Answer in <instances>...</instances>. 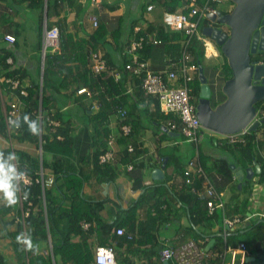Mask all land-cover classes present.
I'll return each instance as SVG.
<instances>
[{
    "label": "trees",
    "instance_id": "obj_1",
    "mask_svg": "<svg viewBox=\"0 0 264 264\" xmlns=\"http://www.w3.org/2000/svg\"><path fill=\"white\" fill-rule=\"evenodd\" d=\"M19 1H27L36 8L39 14V32L42 33L44 30L46 17L48 28L57 25L60 29V49L47 53L43 80L41 78L42 69L40 67L38 74L35 77H31V83L27 85L28 95L22 97V102L24 104L23 119L21 120L20 129L16 133L19 141H32L37 150H39L40 139L42 141L43 150L48 147L54 148L49 167L56 176V183L51 187L43 189L39 182L34 181L31 185L22 186L21 188V193L24 194V196L25 193H27L24 203L31 202L34 207L33 211L38 207V212L35 213L30 211L29 216L25 218L24 225L26 235L28 233L27 225H30V227H33L35 230L34 239H38L39 237L46 238L47 232L52 229V226L56 229L58 225L66 227L67 233L60 236L61 244H57V242L54 241L53 249L55 258L59 255L63 257L62 260L58 261L62 264H94L92 262L93 254L87 241V238L92 235L100 236V244L103 246H112L114 242H116L119 247H121L123 243H128L126 244L128 252L132 245L138 242L137 237L140 239L145 237L146 232L143 233V231L140 230L144 228L143 224H167L171 221L172 217L175 218L176 215L177 217L184 216L185 213L190 218V225L182 233L177 245L191 239L198 241V238L205 236L206 233L203 232L199 226L202 224L205 228L209 227V229H212L215 224H218L217 221L220 216L222 217V213L218 212L216 209L213 214H209L205 200L198 198L195 194L185 193L186 191L183 187H180V185L183 184L184 170L180 175V180L174 185L176 187L179 185V190L173 186H168L169 189L166 187L168 185L166 184V176L161 180V185H158L157 182L152 185L143 184L144 178L140 176L138 179L139 183H135L134 187L145 189V192L130 208L129 216L119 223H109L99 216L95 218L94 213L91 212L90 209H87L92 207V203L81 195L86 177L83 173L84 166L77 161L74 148L78 120L73 118L74 116L72 114L74 113L72 111L62 110L64 104H77L76 108L78 109L79 117L81 114L79 123L87 127L89 125L92 126V133L90 134L92 155L87 157V159L92 162V165L95 167V172H98L97 170L101 167V164H99V155L108 148L107 139L112 132L109 122L118 108L122 107L127 111V115L122 122L130 123L133 128H138V130L143 129L140 124L141 120L144 122L143 118H147V123H151L155 125L157 129L163 131L162 126H166L167 121L173 117L160 110L157 98L146 95L144 90H141L142 88H138L142 84L143 77L133 75L126 68L127 63H133L136 53L139 55L140 60L146 61L149 64L147 57L156 45L146 44L143 48H138L137 50H132L131 48L134 42H138L142 36H147L150 31L141 27V30L136 34L134 32V26L138 20H134L129 28L130 33L127 38H122L124 31L116 30L110 32L103 23H100L93 31L82 35L81 31H83L82 25L84 23V16L89 9L91 0ZM183 2L184 0H172V3L166 4L167 10L175 11ZM45 10L47 12L46 17ZM69 10L75 11L76 13V18L73 22L68 21ZM200 22V25H203L206 21L202 19ZM157 34L165 47L166 54L172 57H174L175 54H178L179 57L181 56L178 50H180V52L182 51L183 42L188 39L183 32L168 31L164 24H162L158 28ZM42 41L38 44L39 50L42 49ZM188 50L192 52L197 62L200 61L201 58L206 57L205 44L200 41L197 36L191 37ZM99 51L103 54L102 57L106 61V67L104 71L95 74L92 71V65L94 64L93 55ZM220 52L223 54L221 50ZM113 53L116 54V57L112 56ZM14 55L15 50L8 52L6 48L0 47V78L2 79V83H5L7 78L18 79L23 82L25 78L31 76L28 69L21 67L16 68L8 64V58ZM224 62L231 73L229 76V78H231L233 72L226 57ZM84 84L90 87L91 97L78 100L77 90ZM191 86L193 89L192 94L198 95L201 87L199 78H196V81L192 82ZM17 92L19 93V91ZM51 95L53 96L52 100H50ZM44 100H47V105H43ZM140 102L143 106L139 105ZM151 103H153L155 110L150 108ZM144 106L145 108H143ZM47 108L54 112L53 117L60 122V125L54 130L48 125L46 119L43 118L42 133L33 134L29 130V125L28 122L25 121V116H27L28 121H37V115L40 110L42 109L44 112ZM134 130L135 129H133L129 140L135 144L136 151L133 153H129L127 150L121 152V163L134 164V168L144 169L148 163L153 162V160L149 156V161L140 159L146 150L145 148H140ZM257 131L248 135L245 145L230 144L228 140H226V144L223 143V149L230 154L225 155V157L213 156L211 158V165L216 169L217 173L225 177L234 178L238 185L239 181L234 177V172L230 164L232 162L239 164V160L241 161L247 156H249L251 160L258 161L256 151L257 139L255 136ZM181 134L180 132V135ZM60 135L63 137L62 139H58ZM126 140L127 138L121 137L119 143L124 144ZM212 144H215L214 139H212ZM197 150V156L193 159L196 163L204 165L203 160L207 158L208 154L200 149V142L197 146ZM16 154L18 164L17 172H26L34 180L39 176L41 167H43V169L46 167L47 160L44 155H42L41 160L40 155L35 152L22 150L17 151ZM170 164L171 158L167 161L166 168H168ZM110 165L105 164L104 167L108 168ZM260 168V172H256V175L259 176V183H263L264 167L261 165ZM252 181L253 178L251 180H246L250 193L245 196L242 203L239 206L231 207L229 212L227 210V202H225V210L223 213L230 215V217L247 215V206L252 192ZM236 190L238 191L237 195H239L243 193L244 186L241 190H239L238 187ZM170 192L173 193L181 207L178 214H176L172 206L167 210L162 209V205L167 202V194ZM68 195L73 196L71 200L72 205L64 207L63 199L68 197ZM146 198L152 202V209L149 212L150 216H148V219L142 221L138 218L137 211ZM82 221L90 222L91 226L87 230L83 229L81 226ZM94 222L98 224L95 229L92 227ZM116 224L119 225L116 226ZM122 224H128L130 227L127 231L128 234L131 235L130 238L127 235L117 234L116 228L120 227ZM136 227L140 235L134 237V234L131 232H134ZM85 231L89 234H86ZM238 233L239 230L231 233L228 238L234 239ZM71 235L79 236L80 241L74 242L70 239ZM34 239L32 241L37 251V254H35L37 256L36 258H32L28 254L25 256L26 251L33 249V247L31 249L28 247L23 248L24 256L23 259H21L22 264H28V262L29 264H55L53 260L54 256L50 254L42 255L41 252L37 250ZM236 244H238V242L235 243V245ZM214 247H216V245H214L213 248ZM124 253L120 255L123 256ZM27 259L29 261H27ZM116 259L118 264L125 263V260L119 257H116ZM0 264H6L1 255Z\"/></svg>",
    "mask_w": 264,
    "mask_h": 264
},
{
    "label": "crops",
    "instance_id": "obj_2",
    "mask_svg": "<svg viewBox=\"0 0 264 264\" xmlns=\"http://www.w3.org/2000/svg\"><path fill=\"white\" fill-rule=\"evenodd\" d=\"M168 3H172V0H149L148 3L143 6V12L142 14H140V18L143 19V24H140L141 19L139 18L138 22L134 26V32L137 34L141 30L140 29L139 31H136L135 27L137 26H142L143 29L145 28L150 32H157L158 28L163 24V14L167 10L166 4ZM151 4L154 5V8L153 10L148 11L147 7ZM99 5H101L102 11H100V8H97L95 14L88 13L89 10L86 12L84 16V23L82 25L83 31H81V34L85 35L86 33H89L94 30V27L90 21L91 16H97L100 19V22L106 25L110 32H114L116 30L124 31V27L121 24V22L123 21V8L117 4V0H103ZM178 8L176 10H178ZM144 11L150 14L146 16ZM75 18V11L69 10L68 21L73 22ZM205 21V23L208 22L207 20ZM38 24L39 14L36 8L32 6L29 2L19 0H0V47L6 48L8 52L15 50V55L10 56V58L12 59V63L10 65L16 68H25L30 71L31 76L29 78H25L23 81V84L25 85H30L31 77H35L38 74L40 67L42 69V49L39 50L38 44L40 41H42L43 32H39ZM128 30L126 32L124 31L122 38H127L128 34L130 33V30ZM6 34L14 35L16 37V41L8 42L5 39ZM153 53L154 49L148 55V61L152 59ZM262 57H264V54ZM171 62L173 63L177 61L175 59H172ZM204 71L208 78V84L212 89L213 106H216L223 102L226 98V95L222 91L221 86H224L226 80L229 78L231 73L224 61H222L218 66H208L204 68ZM2 88L7 103L12 101V99L15 98V92L12 93L10 88H8L6 84H2ZM138 88L141 89V86H139ZM52 99L53 96L51 95L50 100ZM83 99L84 96H78V100ZM47 100L43 101V105L48 104ZM141 102L139 103V105L143 106ZM76 107L77 104L67 103L62 106V110L72 111L74 113L72 114L74 116L73 118L78 120L74 148L77 161H79L80 164L84 166L83 173L86 177V180L81 190V195L86 200L92 203V207L87 209H90V211L94 213L95 218L96 216H99L109 223H119L121 220L129 216L130 208L135 202L138 201V199L141 198L142 194L145 192V189H141L140 187H134L135 183H139L138 179L140 178V176L144 178L143 184L152 185L157 182L158 185H161V181L155 180L153 178V170L161 168L165 157H168V160L169 158H171V161L172 157L170 155H163L160 153V146L157 145V140L161 141L162 139L157 137L156 134L152 136H147L146 132L148 131V128L145 127L146 123L142 122L141 120L140 124L143 129L138 130V128H133L135 129L134 133L137 137L138 142H140L143 145V149L145 148L146 150L142 154L141 159L149 161V156L151 157L153 162H149L148 165L143 169V171L136 172L137 168H134L132 171H128L126 169L125 164L121 163L120 154L121 152L125 151L123 147L124 145H122V148L117 149V159L113 163H110L111 165L106 164L110 165L108 166V168H105V165H100L101 167L99 170H97L98 172H95V167L92 165V162L87 159V157H90V155H92L90 147V134L92 133V126L89 125L87 127L79 123L81 114L79 117V112ZM143 108H145V106ZM150 108L152 110H155L153 103L150 104ZM50 110H48V108L45 109V113ZM145 119L147 120V118ZM109 124L111 127V131L117 133V131L119 130V125L116 112L113 118L110 119ZM259 130L260 131H258V134L256 136L258 137L256 142L258 161L251 160V158L247 156L241 161L239 160V164H236L234 162L231 163L236 164L238 166H242V168L244 169L252 167L255 170V174L252 177V192L249 197V203L247 206L248 212L246 215L251 216V219L249 221H246L244 225L240 227L238 233L240 234L248 232L249 234H252V244L250 245L247 241L239 239L237 236L234 239L228 238L227 244L229 246H236L237 244L235 245V243L239 241H244L247 243V246L249 248V254H247L245 258L246 264H264V220L260 218L259 215V213L264 210V182L259 183V176L256 175L257 167L260 168L261 165L264 167V126H260ZM167 135L170 137H175L174 135ZM212 139L215 140V144H212L214 146L212 149H222V154L217 156L225 157V155L230 154L223 149V143L226 144L225 139H220L218 135H216V138L214 136ZM198 144H196V148ZM34 146L35 145L32 141H19L16 134L12 136V141H10L5 126L4 111L0 99V152L3 153V159L14 165V163L17 162V159L9 160V156L10 154H15L16 156L17 151L25 150L27 152H35L39 155V150H37ZM53 151L54 148L52 147H48L47 149L45 148L43 150V155L47 160V164L44 169L46 175L54 174L52 169L49 167V163L52 160ZM185 166L186 164H183L178 168L177 171L175 170L174 172L171 171L172 166H168L169 168H165L164 171L165 176L167 178L166 184H168L166 187L168 189V186L176 187L174 185L177 184L178 180H180V175L184 170ZM146 168L150 169V171H147ZM251 179L245 178V183L243 185L244 192L239 195L235 194L234 190L230 191V187H233V185H231V182L235 180L234 178H229V180L227 181H225L224 179H219V182L221 183V186H223V189H219L217 186L216 188L219 191L223 190L221 192L225 193L224 199L225 202H227L226 205L227 210L229 212L231 207L239 206L242 203V200H244L245 196L247 194L249 195L250 191L246 180ZM182 185H180V187H183V189L185 190L184 186ZM176 188L177 190H179V185ZM72 198V195H68V197H65L63 199V206H71ZM147 199L148 198L145 199V201L142 203V205L137 211L138 218H140L142 221H146L148 219V216H150L149 212L152 209V202ZM24 201L20 198V193L18 191L17 203L14 205H9L4 197V193L0 191V255L4 258L6 264H22L21 259H23L24 256L23 248L27 247V245L23 244V239H30L33 247V249L26 251L25 256L26 254H28L32 258H36L37 256L35 255L37 254V251L34 248V244L32 241L34 239L35 230L33 229V227H30V225H27L28 233L26 235L24 225L26 217L23 220V214L25 210L30 207L31 211H33L34 207L30 206V202L24 203ZM171 206L176 211V214H178L181 207L172 192L167 194V202L162 205V209L167 210ZM217 210L218 212L222 213V217L220 216L219 220L217 221L218 224H215L212 229L210 228L211 230L209 229V227L205 228L201 224L199 227L203 232L206 233V235L198 238L197 241L199 245L206 248L207 244L211 241V239L214 236H217L216 238L218 242H216V249L212 252L211 257L209 259L210 264H221L222 259L219 260L217 258V253H222L225 249L223 239L219 238L220 230L217 227L218 225L222 224L224 214L222 208H218ZM33 212H38V207H36ZM226 216L230 217V215ZM84 222L87 221H82V223ZM117 225L119 224H116V226ZM189 225L190 218L186 213L184 214V216L177 217L176 215L175 218L172 217L171 221L167 224H143L144 228L140 230L143 231V233L146 232L145 237L142 239L137 237L138 242H135L132 247L128 250V252L126 247V244L128 243H123V245L119 247L118 243L114 242V245H112V247L114 248L116 257L125 260L124 264H164L161 261L160 257L162 249L179 246L181 243L179 245H177V243L181 238L182 233L189 227ZM81 226L83 229L87 230L91 226V224H89L87 227L83 226V224H81ZM97 226L98 224H96L95 222L92 224V227L94 229ZM120 227H124L127 231L130 229L128 224H122ZM66 233V227L58 225L56 229L52 226V229L47 232L46 238L39 237L38 239H34V242L37 245V250L40 251L42 255L50 254L51 256H54V241L57 242V244H61L60 236ZM85 233L89 234L87 231H85ZM131 233L134 234V237L140 235V232L137 227L135 228L134 232ZM18 236L22 237V239L19 241L17 240ZM99 237L100 236L92 235L87 238L88 244L93 254V263L95 250L97 246L101 245ZM70 239L74 242L80 241L79 236L71 235ZM122 253H124L123 256L120 255ZM227 258H229L227 260H231V255L228 254ZM62 259L63 257L59 255L56 258L54 256L53 260L56 264L60 263L58 261ZM241 259L242 255L239 254L236 258V261L239 263ZM169 264H175V261L171 260L169 261Z\"/></svg>",
    "mask_w": 264,
    "mask_h": 264
},
{
    "label": "built area",
    "instance_id": "obj_3",
    "mask_svg": "<svg viewBox=\"0 0 264 264\" xmlns=\"http://www.w3.org/2000/svg\"><path fill=\"white\" fill-rule=\"evenodd\" d=\"M102 1L103 0H91V4L99 5ZM220 1L221 0H184L180 9L174 12L164 13L163 22L165 27H167L170 31H181L188 38L185 41L184 51L180 59L174 63L171 69L159 72L154 71L150 68L148 62L139 59V55L137 53L134 55L133 63H127L126 65V68L133 75L143 77L141 87L145 94L156 97L159 101L160 110L173 116L167 122L168 130L170 132H181L189 141L195 142L196 144H198L200 137H203V134L200 135L199 130L205 127L201 123L197 114L196 104L192 101L190 83L194 80L195 75L198 72V64L194 60L192 53L188 50V47L191 37L195 35H198V39L204 42L207 49L211 46L208 38L203 34H200L198 28L200 21L207 18L209 13L217 14L218 9L215 5ZM153 8V5L148 6L149 11ZM90 21L94 28L98 27L101 23L97 16H91ZM140 29L141 27H137L135 30L139 31ZM5 39L8 42L16 41V37L11 34H6ZM146 44L159 45L162 44V41L158 37L157 32H150L147 36H142L138 42H134L131 49H141ZM49 48L52 51L60 49V29L57 25L48 28L45 23L42 41V57L44 63ZM102 55L103 54L100 51L93 55L94 64L92 65V71L95 74L105 70L106 61ZM7 62L11 64L12 59L8 58ZM2 84H6L12 93L15 92V98L8 103L4 97ZM17 91H19V93ZM77 94L81 97L84 96V99L90 98V87L85 84L82 85L77 90ZM27 95V85L23 84L20 80L7 78L5 83H2V79L0 80V99L4 111L6 130L10 141H12V136L20 129L21 120L23 119L24 114L22 97ZM117 112L121 120H123L127 115L126 109L122 107L118 108ZM53 116L54 112L52 110L47 113H45V111L43 112L42 109L40 110L37 115V121H35L38 126L37 129L39 134L42 133L43 118L46 119L48 125H50L54 130L60 125V122L54 119ZM262 120H264V100L259 102L253 122L257 121L260 125ZM120 132L121 136H129L132 132L131 125H121ZM250 133L251 131L247 127L240 132L232 134H219V137L220 139L228 140L230 144H245L246 136ZM62 138L63 137L61 135L58 136V139ZM116 143L117 136L114 133L110 134L108 138L109 149L99 156V162L101 164L114 160V147L116 146ZM40 146H42L41 139ZM128 150L131 152L135 151L134 144L129 142ZM14 165L17 167V162H15ZM132 168L133 165L128 166V169ZM23 173V179L17 181L20 198L23 201L26 200V197L21 193L22 186H29L35 181L39 182L42 188L45 189L46 187H51L56 181L55 175H46L43 167H41L40 174L35 180L26 172ZM183 186L188 194H195L198 198L206 201L209 214H213L218 208L225 210L224 193L217 190L203 166L196 163L194 159L190 160L185 166ZM29 204L32 206L31 202ZM30 211V207L25 210L23 220L25 217L29 216ZM259 215L262 219H264V210L259 213ZM250 217L251 216H236L230 218L226 215L224 216L222 236H224L225 250L222 253H217V255L222 259L221 264H246L245 258L246 255L249 254L247 244L245 242H240L236 247H233L228 246L226 242L227 237L231 233L238 231V229H240V227L244 225V222L249 220ZM82 224L87 227L91 223L84 222ZM116 232L118 235H127L129 238L131 237L124 227L116 228ZM228 254L231 255V260H227ZM239 254L242 255V259L238 263L236 258ZM210 256L211 252L209 250L202 247L198 242L192 239L176 248L163 249L161 253V261L164 263L168 260L174 259L175 264H206V259ZM27 261L29 260L27 259ZM94 261L95 264H118L116 254L112 246H97Z\"/></svg>",
    "mask_w": 264,
    "mask_h": 264
},
{
    "label": "water",
    "instance_id": "obj_4",
    "mask_svg": "<svg viewBox=\"0 0 264 264\" xmlns=\"http://www.w3.org/2000/svg\"><path fill=\"white\" fill-rule=\"evenodd\" d=\"M232 1L235 7L231 11L226 13L218 10L217 14L207 15L210 22L229 27V33L222 27L213 25L204 26L202 30L203 34L211 37L221 47L233 72L223 86L225 101L214 108L210 99L212 90L207 83L204 67L200 64L199 77L202 86L197 114L204 127L221 134L236 133L247 127L256 114V103L264 100V0ZM46 13L45 10V17ZM43 76L44 61L42 80ZM258 125L259 122H255L250 129L256 130ZM162 129L171 135H179L168 131L165 126ZM167 161L168 157H165L162 167L153 170L155 180L165 178ZM230 167L239 180V189H242L245 178L251 179L255 174L252 167L244 169L236 164H230ZM256 170L260 172L259 167ZM215 241V238L211 239L206 249L209 250Z\"/></svg>",
    "mask_w": 264,
    "mask_h": 264
},
{
    "label": "rangeland",
    "instance_id": "obj_5",
    "mask_svg": "<svg viewBox=\"0 0 264 264\" xmlns=\"http://www.w3.org/2000/svg\"><path fill=\"white\" fill-rule=\"evenodd\" d=\"M148 1L149 0H117V4L123 8L122 9L123 10L122 12L123 21L121 22V24L124 27V31H127L131 27L132 21L138 20L141 17L140 14H142L143 12V6L147 4ZM234 7H235V3L232 0H221L220 2L216 4V8L218 10L226 12V13L228 11H231ZM97 8H100V11H102L101 5L99 6H95L93 4L90 5L88 9L89 10L88 13L95 14L97 11ZM144 13L146 16L150 14L146 11H144ZM140 19H141L140 20V24H141L143 19L142 18ZM137 27H142V26H137ZM137 27H135V29ZM219 48L220 47L218 46V49ZM211 51H212V48H209L208 52L210 53ZM48 52H52L50 48L48 49L47 53ZM178 53L179 54L181 53L182 55L183 48L181 52L180 50H178ZM112 56L116 57V54L113 53ZM178 57H179L178 54H175L174 57L167 55L166 52L164 51V45L159 44L154 47L153 57L149 61V65H150V68L153 70H161V71L167 70L172 65L171 60L172 59L179 60L181 56L179 58ZM41 58H42V54H41ZM224 60H225V57L222 54V55H219V57L201 58L200 61L202 62L204 68H206L211 65L218 66ZM221 89L223 91V86H221ZM5 93H6V90H5ZM143 121L144 123H146L145 127L148 128V131L146 132L147 136H152L156 134L157 137L162 139L161 141L157 140L158 141L157 145L160 146L161 154L170 155L172 157L171 164L169 165V167L172 166L171 168L172 172H174L175 170L177 171L180 166H182L183 164H187L190 160H193L192 158L197 156L196 143L189 141L184 134H181L175 137H170L167 135L168 133H164L161 130L157 129L151 123H147V120L145 118H143ZM199 133L200 135L203 134V137H200L199 135L200 149L203 152L208 154L207 158L203 160V163H204L203 167L205 171L207 172V174L209 175L215 187L217 186L219 189H223V186H221L219 179H224L225 181H227L229 180V178L217 173L216 169L211 165V158L213 156L222 154L221 148H216V150L212 149L214 147L212 145V138L214 136L216 138V134L212 131H209L206 128H201L199 130ZM140 171H143V169L142 170L141 168L136 169V172H140ZM147 171H150V169H147ZM231 185H233V187L232 186L230 187V191L234 190L235 194H238V191L236 190L238 187L236 181L233 180V182H231ZM237 237L239 239L247 241L250 245L252 244V234H249L248 232L240 233L237 235Z\"/></svg>",
    "mask_w": 264,
    "mask_h": 264
},
{
    "label": "clouds",
    "instance_id": "obj_6",
    "mask_svg": "<svg viewBox=\"0 0 264 264\" xmlns=\"http://www.w3.org/2000/svg\"><path fill=\"white\" fill-rule=\"evenodd\" d=\"M152 5V4H151ZM154 6V5H153ZM180 8H181V6H180ZM180 8H178V9H180ZM147 10H148V8H147ZM153 10V9H152ZM149 11V10H148ZM176 11V10H175ZM165 12H174V11H168V10H166ZM164 12V13H165ZM163 17H164V14H163ZM204 20H207L208 22L207 23H205V24H203V25H200V23H199V28H198V30H199V33L200 34H203V32H202V30H203V27L204 26H209V25H214V26H218V27H222L226 32H230V29H227V28H229V27H227L226 25H222V24H219V25H217V24H214V23H212V22H210L209 21V19L208 18H205ZM47 22V17L45 18V23ZM163 24H164V22H163ZM54 26V25H53ZM52 26V27H53ZM165 26V25H164ZM166 30H168V31H170L167 27H166ZM205 37H207L208 38V40L210 41V43H211V46L209 47V48H212V51L209 53L208 52V50H209V48L207 49V46L205 45V56L206 57H219V55H222L221 54V52H220V50H221V47L211 38V37H209V36H207V35H205V34H203ZM195 36H197V38H198V35H195ZM201 41V40H200ZM204 43V42H203ZM218 46L220 47L219 49H218ZM184 47H185V41H184V45H183V51H184ZM51 50V49H50ZM52 51V50H51ZM190 51V50H189ZM222 51V50H221ZM223 52V51H222ZM190 53H192V52H190ZM224 54V53H223ZM47 55V54H46ZM193 55V54H192ZM194 56V55H193ZM226 57V56H225ZM194 60L196 61V59H195V57H194ZM262 60H264V58H262ZM176 61H178V60H176ZM45 62H46V60H45ZM42 63H43V57H42ZM174 63H176V62H173L172 63V65H171V67L174 65ZM196 63L198 64V72H197V74L195 75V78H194V80L192 81V82H195L196 81V78H199V80H200V77H199V70H200V64H202V62L201 61H196ZM9 64V63H8ZM203 65V64H202ZM171 67L169 68V69H171ZM204 67V66H203ZM44 68H45V63H44ZM169 69H167V70H169ZM163 71H165V70H163ZM159 72V71H158ZM204 73H205V71H204ZM206 75V74H205ZM207 77V76H206ZM230 79V78H229ZM228 80V79H227ZM226 80V81H227ZM191 82V83H192ZM200 82H201V80H200ZM23 83V82H22ZM191 83H190V87H191V96H192V101H194L195 102V104H196V107H197V103H198V98H199V93H198V95H193L192 94V92H193V89H192V86H191ZM207 83H208V78H207ZM202 84V83H201ZM210 86V85H209ZM142 88V87H141ZM211 88V87H210ZM200 89H201V87H200ZM143 90V89H142ZM200 92V91H199ZM145 93V92H144ZM148 96H151V95H148ZM152 97H154V96H152ZM154 98H156V97H154ZM196 99V100H195ZM226 99V98H225ZM225 101V100H224ZM260 101H263V100H260ZM260 101H258L257 103H256V111H257V106H258V104H259V102ZM222 103V102H221ZM213 106V105H212ZM217 106V105H216ZM216 106H213L214 108L216 107ZM116 114H117V118H118V125H119V130L117 131V133H114V132H111L110 134H112V133H114L116 136H117V143H116V146L114 147L115 148V158H114V160H112V161H110V162H108V163H105V164H110V163H113L116 159H117V149H119V148H122V145H124L123 147H124V149L125 150H127L129 153H133V152H135L136 151V146H135V144L132 142V141H130L129 140V137L131 136V134H132V132H133V127H132V125L130 124V123H124V122H122V120L120 119V117L118 116V112H117V110H116ZM256 115V114H255ZM255 119V116H254V118L252 119V121L249 123V125L247 126L248 127V129L251 131V133H253V132H255V131H260L259 130V128H260V126H263V124H264V121L262 120L261 121V123H260V125H258L257 126V128H256V130H251L250 129V127L255 123V122H257V121H255V122H253V120ZM25 121L26 122H28V125H29V130L33 133V134H38L39 133V131H38V129H37V125H36V122L35 121H28V118H27V116H25ZM120 122H121V125H123V124H129V125H131V127H132V132H131V134L129 135V136H127V137H124V136H121V132H120V129H121V125H120ZM168 122V121H167ZM6 126V125H5ZM166 128H168V126H167V123H166V126H165ZM247 127H245V128H247ZM206 128V127H205ZM244 128V129H245ZM206 129H208V128H206ZM209 131H212V130H210V129H208ZM243 130V129H242ZM163 131H164V129H163ZM169 131V130H168ZM258 131H257V133L255 134V136H257V134H258ZM212 132H214L216 135H218L219 136V134H221V133H218V132H215V131H212ZM240 132V131H239ZM165 133H167V132H165ZM175 133H179V135H180V132H175ZM250 133V134H251ZM109 134V135H110ZM168 134H170L169 132H168ZM249 134V135H250ZM171 135V134H170ZM14 136V135H13ZM121 137H124V138H127V140H126V142L124 143V144H120L119 143V139L121 138ZM247 137L248 136H246V143H247ZM109 138V137H108ZM256 139H258V137H256ZM107 142H108V139H107ZM129 142L130 143H132V144H134V146H135V151H133V152H131V151H129L128 150V144H129ZM138 142V141H137ZM139 143V145H140V148H142L143 149V145L140 143V142H138ZM245 143V144H246ZM245 144H242V145H245ZM109 149V144H108V148H107V150ZM40 150H41V152H40ZM105 152V151H104ZM41 153V154H40ZM103 153V152H102ZM101 153V154H102ZM39 155H40V157H41V159H42V155H43V149H42V146H40L39 145ZM100 156V155H99ZM12 159H16V156H15V154H10V156H9V160H12ZM140 159H141V157H140ZM164 161V160H163ZM99 164H101L100 162H99ZM105 164H101V165H105ZM198 164H201V163H198ZM129 165H133V168L132 169H128V166ZM187 165V164H186ZM202 165V164H201ZM125 166H126V169L128 170V171H132L133 169H134V164H125ZM203 166V165H202ZM162 167V166H161ZM204 168V167H203ZM184 169H185V167H184ZM23 177H24V173L23 172H17V167L15 166V165H13V164H11V163H9L8 161H5L4 159H3V153L2 152H0V191H2L3 193H4V197H5V199L7 200V203L9 204V205H14V204H16L17 203V192H18V187H17V184H16V182L17 181H19V180H21V179H23ZM55 178H56V176H55ZM159 181H161V180H159ZM55 183H56V181H55ZM54 183V184H55ZM53 184V185H54ZM52 185V186H53ZM183 186V185H182ZM218 190V189H217ZM221 192V191H220ZM223 193V192H222ZM27 196V193H25V197ZM223 212H224V210H223ZM224 214V213H223ZM226 214H224V216H225ZM224 216H223V219H224ZM241 217H247L246 215L245 216H241ZM230 218H233V217H230ZM250 219H251V217H250ZM249 219V220H250ZM249 220H247V221H249ZM264 220V219H263ZM246 222V221H245ZM244 222V223H245ZM222 224H223V222H222ZM222 224H220V225H218L217 227H218V229L220 230V234H219V238H221V239H223V241H224V236H222ZM239 230V229H238ZM221 236V237H220ZM217 236H214L213 238H215L216 239V241H215V243L212 245V247L209 249V251L211 252V254H212V252L213 251H215V247L213 248V246L214 245H216V242H218V240H217V238H216ZM212 238V239H213ZM228 238V237H227ZM22 239V237L21 236H18L17 237V240L19 241V240H21ZM192 240V239H191ZM194 240V239H193ZM189 241V240H188ZM196 241V240H195ZM187 242V241H186ZM197 242V241H196ZM240 242H244V241H239L238 242V244L240 243ZM185 243V242H184ZM227 243V242H226ZM246 243V242H245ZM23 244H25V245H27V247L29 248V249H31L32 248V242H31V240L30 239H23ZM181 244H183V243H181ZM180 244V245H181ZM224 244V246H225V243H223ZM237 244V245H238ZM247 244V243H246ZM179 245V246H180ZM236 245V246H237ZM101 246H103V245H101ZM229 246V245H228ZM236 246H233V247H236ZM178 247V246H177ZM173 248H176V247H173ZM165 249V248H164ZM225 250V249H224ZM162 251H163V249H162ZM162 251H161V253H162ZM161 257V256H160ZM211 257V256H210ZM210 257H208L207 259H206V264H210V262H209V259H210ZM219 260H221V258L218 256L217 257ZM94 259H95V256H94ZM171 260H174V259H171ZM171 260H168V261H166V262H169V261H171ZM166 262H164V264L166 263ZM94 264H95V261H94Z\"/></svg>",
    "mask_w": 264,
    "mask_h": 264
},
{
    "label": "flooded vegetation",
    "instance_id": "obj_7",
    "mask_svg": "<svg viewBox=\"0 0 264 264\" xmlns=\"http://www.w3.org/2000/svg\"><path fill=\"white\" fill-rule=\"evenodd\" d=\"M227 29H229V28H227ZM255 58V57H254ZM201 86H202V84H201ZM212 90V89H211ZM212 98H213V94L211 93V97H210V99H211V103H212ZM212 105H213V103H212Z\"/></svg>",
    "mask_w": 264,
    "mask_h": 264
}]
</instances>
